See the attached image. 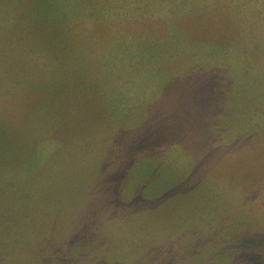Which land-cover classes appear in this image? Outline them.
Returning a JSON list of instances; mask_svg holds the SVG:
<instances>
[{
    "label": "rangeland",
    "instance_id": "obj_1",
    "mask_svg": "<svg viewBox=\"0 0 264 264\" xmlns=\"http://www.w3.org/2000/svg\"><path fill=\"white\" fill-rule=\"evenodd\" d=\"M4 1L0 264H264V0Z\"/></svg>",
    "mask_w": 264,
    "mask_h": 264
},
{
    "label": "crops",
    "instance_id": "obj_2",
    "mask_svg": "<svg viewBox=\"0 0 264 264\" xmlns=\"http://www.w3.org/2000/svg\"><path fill=\"white\" fill-rule=\"evenodd\" d=\"M181 4H182L181 0H158L157 3L153 4L151 7L149 6L150 9H152V11L143 15L142 18L146 22L148 20V22H151L149 24L156 26L155 29H156L158 35L160 36V41L166 39L167 36L169 35L168 26H171L172 23L174 22L173 21L171 23L173 18H176L177 12H178V14H180V9L182 8ZM5 5H6V2L4 0H0V8H4ZM131 8L132 9H140L141 7L137 5V6H132ZM171 10H173V11H171ZM6 17H7L6 15L0 14V58L7 55V53H6L7 52V47H6V43H7L6 36L7 35L5 33ZM258 21H260V20L258 19ZM262 23L264 24V21H262ZM143 33H146L145 29H143ZM147 34L149 35V33H147ZM25 39L28 42L21 40V42H19V43L17 42V44L13 48H12V46H10L8 48V50L10 52L9 53L10 56H12L13 58L20 57L22 55L32 56V55H36L37 52H39L38 49L29 48V44L32 42L31 39H29L28 37H26ZM29 40H30V43H29ZM23 43L25 44V47H23ZM46 52H48V51H46ZM99 58H103V57L100 56ZM99 65H101V66H99ZM97 66H98V68H105L104 62H101V64H97L96 68H97ZM7 70H8V68H5L4 66H2V74L3 75H4V73H6ZM11 70L15 71L16 74H20V75L23 72L22 69H18V68H11ZM24 72L26 74L31 75L32 69L25 70ZM36 72H37V70L35 69V74H36ZM3 78H4V76H2V80H3ZM24 81L29 82V80H26V79ZM33 81H37V76L34 78ZM2 97H3V99H9V101H3V102H11L13 100L12 98H10V95L7 92V90L2 92Z\"/></svg>",
    "mask_w": 264,
    "mask_h": 264
}]
</instances>
